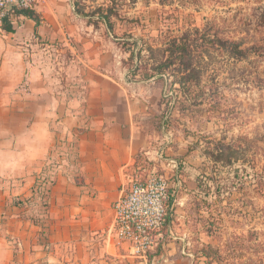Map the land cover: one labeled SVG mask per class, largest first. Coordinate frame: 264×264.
I'll list each match as a JSON object with an SVG mask.
<instances>
[{
	"label": "rangeland",
	"instance_id": "1",
	"mask_svg": "<svg viewBox=\"0 0 264 264\" xmlns=\"http://www.w3.org/2000/svg\"><path fill=\"white\" fill-rule=\"evenodd\" d=\"M63 3L72 11L73 23L90 29L83 36L112 42L119 49L125 80L133 89L143 90L151 105L152 151L137 155L128 170L122 204L128 223H116L120 241L150 264H264V0ZM195 27L217 32L223 40L251 51L244 61L221 59L211 65L200 89L205 104L183 113L174 90L179 86L173 85L175 68L166 69L160 78L148 54L139 55V48L143 40L155 44L158 39L160 44L162 33L180 35ZM134 40L140 46H132ZM66 45L36 40L29 52V58L44 66L53 83H62L64 90L72 89L84 60L81 49L74 53ZM217 142L246 150L245 162L215 166L206 152ZM134 182L144 191L132 200ZM168 196L174 199L169 229L155 240L143 230L137 232L134 225L148 228L159 219ZM11 201L20 210V196ZM24 201L26 219L40 221L36 217L45 211L43 202L31 197ZM164 211L166 217V206ZM124 227L128 237L122 235ZM149 238L154 244L147 249L143 244Z\"/></svg>",
	"mask_w": 264,
	"mask_h": 264
},
{
	"label": "crops",
	"instance_id": "2",
	"mask_svg": "<svg viewBox=\"0 0 264 264\" xmlns=\"http://www.w3.org/2000/svg\"><path fill=\"white\" fill-rule=\"evenodd\" d=\"M63 1H39L38 28L19 12L12 32L0 29V264H150L120 241L114 207L135 157L152 151L151 105L125 80L119 49L83 36ZM36 40L81 49L72 89L29 58ZM41 177L55 183L36 222L10 202Z\"/></svg>",
	"mask_w": 264,
	"mask_h": 264
},
{
	"label": "trees",
	"instance_id": "3",
	"mask_svg": "<svg viewBox=\"0 0 264 264\" xmlns=\"http://www.w3.org/2000/svg\"><path fill=\"white\" fill-rule=\"evenodd\" d=\"M103 12L104 11H102V13ZM20 16L33 20L36 23V28L42 23V17L34 10H21ZM87 16L88 15H83V17ZM104 18L106 19V24L112 29L113 25L109 16ZM4 30L6 32L13 31V28L7 20ZM160 38L162 39V43L160 44L157 43V41H159L158 39H154V42H156L155 44L143 40L140 46L139 41L134 40L132 46H140L139 55L143 52L148 54V61L154 64L153 71L158 72L160 78H164L163 73L166 69H170L171 67L175 68L173 76L176 80L173 82V85L179 86L174 90L176 93V100L178 104L181 105L183 113L205 104V99L202 98L205 94L201 91V83L203 77L209 72L211 65L225 60H227V62L230 60L237 62L244 61L247 59L249 51H251L250 49H243L240 43L223 40L217 32H206L196 27L183 31L180 35L162 33ZM221 59L222 61H220ZM197 88L200 93H196ZM166 98L168 97L166 96ZM185 116L188 117L187 114ZM246 153V150L237 149L224 142H217L214 143L213 148L207 150L206 155L215 166L233 167L241 161L245 162ZM42 179L50 181L42 182ZM54 183L55 181L51 177H41L32 192L33 195L31 198L41 200L44 210L46 211L48 204L44 196L49 192ZM25 202L24 200L20 202V208L26 209ZM173 203L174 199L169 197V203L166 205V217L161 227L152 232V238L161 235L165 229H169L173 224ZM160 246L161 245H159V247ZM205 257L210 259L211 255L206 254ZM208 264H211V262L208 261Z\"/></svg>",
	"mask_w": 264,
	"mask_h": 264
},
{
	"label": "built area",
	"instance_id": "4",
	"mask_svg": "<svg viewBox=\"0 0 264 264\" xmlns=\"http://www.w3.org/2000/svg\"><path fill=\"white\" fill-rule=\"evenodd\" d=\"M39 1L40 0H0V29L4 28L5 22L9 17L17 15V13H19L21 10H27V9L33 10L35 8V6L39 3ZM45 181H50V180L42 179V182H45ZM133 184H134V186L132 187L133 188L132 191H133L134 195H133L132 200H134V197L136 195H138L139 193H142L144 191V189L141 186H139L138 184H136L135 182ZM49 185H50V182H49ZM168 198H169V196H168ZM123 200H124V197H122L115 204V207H114V209L116 211V215H117L116 223L118 221L128 223L127 222L128 217L124 214V211L122 210ZM166 201L167 200H165V205H164V203H163V205H161L162 206V215H161V213L159 214V219L155 223H153L151 225V227H148V228L141 229L139 227V225H134L135 227L138 228L137 232H140V230H143L144 232L147 233L148 237L149 236L151 237L152 232L161 227V225L164 221V217H165L164 216V214H165L164 208L166 206ZM132 221H133V219H132ZM125 230H126L125 227L122 228V235H124L125 237H128L127 236L128 232H126ZM143 237L144 236L141 235V238H143ZM152 239L155 240V238H152ZM152 239L149 238V240H145L143 247L147 248V249L150 248L154 244V241H152ZM137 256H142V255L139 252V255H137ZM144 257H146V256H144Z\"/></svg>",
	"mask_w": 264,
	"mask_h": 264
}]
</instances>
